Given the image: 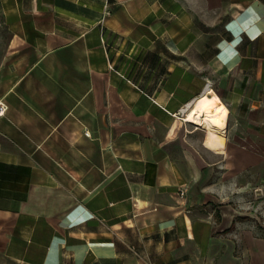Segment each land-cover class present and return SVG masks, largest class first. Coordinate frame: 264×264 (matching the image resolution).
Wrapping results in <instances>:
<instances>
[{"label":"crops","instance_id":"0c3cea01","mask_svg":"<svg viewBox=\"0 0 264 264\" xmlns=\"http://www.w3.org/2000/svg\"><path fill=\"white\" fill-rule=\"evenodd\" d=\"M0 102V264H264V0H0Z\"/></svg>","mask_w":264,"mask_h":264},{"label":"bare ground","instance_id":"6f19581e","mask_svg":"<svg viewBox=\"0 0 264 264\" xmlns=\"http://www.w3.org/2000/svg\"><path fill=\"white\" fill-rule=\"evenodd\" d=\"M228 114L229 110L227 106L217 95L206 94L197 100L184 115V119L187 122L209 128L211 130L210 144L216 146V144H219L223 140V137L216 132L218 130L215 127L221 130L225 129L228 124Z\"/></svg>","mask_w":264,"mask_h":264},{"label":"built area","instance_id":"2783aa9c","mask_svg":"<svg viewBox=\"0 0 264 264\" xmlns=\"http://www.w3.org/2000/svg\"><path fill=\"white\" fill-rule=\"evenodd\" d=\"M6 110H7L6 105H5L3 102H0V115H3V114L5 113ZM183 120H184L185 122H187V121L184 119V117H183ZM87 133H89V132H87ZM186 193H187V187H186V186H183V187L180 189L179 194H180L181 197H184V196L186 195Z\"/></svg>","mask_w":264,"mask_h":264}]
</instances>
